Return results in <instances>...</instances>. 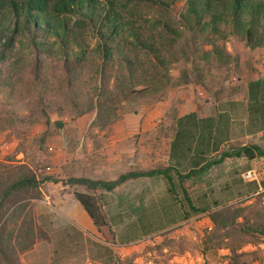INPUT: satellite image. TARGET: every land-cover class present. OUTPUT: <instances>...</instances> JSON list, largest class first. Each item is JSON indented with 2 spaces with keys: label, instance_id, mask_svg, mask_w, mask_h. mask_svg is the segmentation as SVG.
<instances>
[{
  "label": "trees",
  "instance_id": "obj_1",
  "mask_svg": "<svg viewBox=\"0 0 264 264\" xmlns=\"http://www.w3.org/2000/svg\"><path fill=\"white\" fill-rule=\"evenodd\" d=\"M176 1L184 5L179 19L170 12ZM140 7L159 14L146 19L139 14ZM229 35H236L250 49H264V0H0V71L15 63L16 46L26 42L31 56L26 84L15 85L28 90L33 106L28 116L17 117L18 122L25 126L42 116L48 125L44 101L50 91H73L74 97L67 100L75 114L94 111L91 126L104 129L120 119L127 103L160 97L168 89L188 83L207 90L205 80L213 64L236 62L237 57L227 50ZM195 39L210 45H189ZM178 63L183 66L173 75L172 67ZM87 76L93 82L86 83L83 94ZM0 88L12 91L14 85L0 77ZM237 91L235 87L224 95L219 87L210 94L218 100ZM54 124L58 129L63 125L58 120ZM240 155L250 159L264 155V149L246 145L222 153L221 158ZM168 173V168H154L129 171L109 181L70 177L66 182L111 190L129 178L155 174L169 178ZM179 177L185 179V175ZM44 179L50 177L42 178L22 159L0 161V264H22L20 254L46 237L33 212ZM170 192L176 194L172 186ZM73 194L99 238L115 244V232L97 198L85 192ZM206 217L211 226L204 230L201 253L224 248L228 251L226 264H240L241 247L264 240V191L252 199L216 205ZM109 259L112 264H128L117 256Z\"/></svg>",
  "mask_w": 264,
  "mask_h": 264
},
{
  "label": "crops",
  "instance_id": "obj_2",
  "mask_svg": "<svg viewBox=\"0 0 264 264\" xmlns=\"http://www.w3.org/2000/svg\"><path fill=\"white\" fill-rule=\"evenodd\" d=\"M171 112V122L154 121L162 114L158 112L125 115L104 129L94 127L99 131L95 136L80 132L71 139L69 151L56 156V167L42 176L50 179L41 182L33 212L46 237L23 252V264H102L113 246L134 244L204 216L216 205L252 199L264 191V181L241 178L255 156L221 158L246 145L264 149V58L247 71L233 96L187 100ZM154 168H168L169 178L138 176L111 190L66 182L70 177L109 181ZM180 175H185L183 181ZM75 191L97 198L115 232V244L99 238ZM57 224L65 227L55 230Z\"/></svg>",
  "mask_w": 264,
  "mask_h": 264
},
{
  "label": "rangeland",
  "instance_id": "obj_3",
  "mask_svg": "<svg viewBox=\"0 0 264 264\" xmlns=\"http://www.w3.org/2000/svg\"><path fill=\"white\" fill-rule=\"evenodd\" d=\"M183 10L184 5L179 1L172 3L170 8L171 15L176 19H179V14ZM139 14L146 19H152L159 13L151 8L140 7ZM87 41L90 45L94 43L90 36L87 37ZM189 45L210 44L204 40L195 39ZM226 45L228 52L237 57L236 62L229 66L213 64L205 80L207 90L193 83L172 87L160 97L149 96L125 104L119 120H123L125 115L139 116L142 113L144 117L145 114L158 112L162 114L154 121L171 122V107L181 105L187 100H214L210 93L217 91L219 87L223 89L224 95H227L231 89L238 88L247 71L264 58V49H250L236 35H229ZM15 50L13 57L15 63L2 66L0 71L1 79L14 85L12 91L0 88V161L11 159V157L22 159L42 177L46 172H50L51 168L56 167V156L69 151L73 144L72 138L77 137L80 132V136H95L99 131L96 132L92 126L88 128L85 126L93 120L94 111L82 115L75 114L67 100L68 97H74L73 91L71 93L50 91L51 95L44 101L47 104L46 112L50 120L48 125H45L42 116H38L33 124L21 125L17 117L28 116L33 102L28 90L15 84L16 82H21L22 86L26 84V69L31 56L26 42L17 45ZM182 66L183 63H178L172 67V74L176 75L177 70ZM84 78L81 87L83 94L88 88L86 83L93 82L90 76ZM57 120L63 123L60 129L55 127L54 121ZM78 127L80 130L77 129ZM45 133L46 135L43 136ZM205 218L206 215L187 221L178 227L152 235L134 244L123 247L113 246L110 255L117 256L128 264H226L227 249L216 248L204 254L200 251L199 244L204 230L211 226ZM64 227L59 224L53 226L55 230ZM52 243L55 244L50 242ZM78 244L80 245L79 242ZM240 251L242 252L240 264H264V240L258 245H243ZM105 259L102 264H112L109 258Z\"/></svg>",
  "mask_w": 264,
  "mask_h": 264
},
{
  "label": "built area",
  "instance_id": "obj_4",
  "mask_svg": "<svg viewBox=\"0 0 264 264\" xmlns=\"http://www.w3.org/2000/svg\"><path fill=\"white\" fill-rule=\"evenodd\" d=\"M250 168L241 174L244 181H264V155H257Z\"/></svg>",
  "mask_w": 264,
  "mask_h": 264
}]
</instances>
